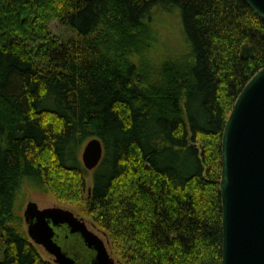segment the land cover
I'll return each instance as SVG.
<instances>
[{"label":"trees","instance_id":"trees-1","mask_svg":"<svg viewBox=\"0 0 264 264\" xmlns=\"http://www.w3.org/2000/svg\"><path fill=\"white\" fill-rule=\"evenodd\" d=\"M263 67L244 0H0V264H52L27 233L26 184L87 192L123 264H221L222 135Z\"/></svg>","mask_w":264,"mask_h":264},{"label":"water","instance_id":"water-1","mask_svg":"<svg viewBox=\"0 0 264 264\" xmlns=\"http://www.w3.org/2000/svg\"><path fill=\"white\" fill-rule=\"evenodd\" d=\"M244 2L264 20V0ZM103 155L101 140L92 138L83 147L82 163L93 171ZM221 163V264H264V67L244 86L230 112L222 135ZM24 218L31 241L51 255L55 264H78L66 247L83 264H118L104 241L70 210L40 208L30 201ZM61 226L81 239L78 249L57 240L56 228ZM88 249L94 252V258Z\"/></svg>","mask_w":264,"mask_h":264},{"label":"rangeland","instance_id":"rangeland-1","mask_svg":"<svg viewBox=\"0 0 264 264\" xmlns=\"http://www.w3.org/2000/svg\"><path fill=\"white\" fill-rule=\"evenodd\" d=\"M169 28L172 27V31L165 29L163 26L159 25V28L156 26L157 30L160 32H162L164 35L163 37H165L167 39V41L170 43H174L176 45V42H173L174 38H175V22L172 19H166ZM51 29L55 34H59L61 33L60 31V26L58 24V22L53 21L51 24ZM83 151V148H82ZM93 171H90V176L86 182V191H88L91 188V176H92ZM82 204H75V203H66V202H62L59 201L58 199H56V197L51 194V193H40V192H35L31 189V187L26 184L20 194V200L18 205L22 206V214H24L26 205L28 204V202L33 201L36 202L40 208H46V207H61L67 210L72 211L77 217L83 219L86 224L88 225V227L94 231L95 233H97L105 242L106 247L109 251V253L113 256V258L115 259V261L118 264H123L122 261L114 254L113 249H112V240L110 239V237L107 235V233L100 228L93 220V218L87 213L86 211V206H85V201L87 199V192H84L83 196H82ZM39 250L43 256V258L49 262H51L52 264L54 263V258L49 255L42 247H39ZM66 252L71 255L74 256L77 261L78 264H83L79 259H78V255L75 254V252L71 251L70 248H65Z\"/></svg>","mask_w":264,"mask_h":264},{"label":"flooded vegetation","instance_id":"flooded-vegetation-1","mask_svg":"<svg viewBox=\"0 0 264 264\" xmlns=\"http://www.w3.org/2000/svg\"><path fill=\"white\" fill-rule=\"evenodd\" d=\"M79 218V217H78ZM81 219V218H80ZM83 220V219H82ZM84 221V220H83ZM85 222V221H84ZM86 223V222H85ZM87 225V224H86ZM88 227V225H87ZM88 229L93 232L94 234H96L99 238H101L97 233H95L94 231H92L89 227ZM56 238L59 242L63 243V242H67L69 244H71L70 246L73 249H78L79 246V242H81V239L76 236V235H70L67 226H61L59 228H56ZM102 239V238H101ZM103 240V239H102ZM104 241V240H103ZM105 243V242H104ZM106 245V244H105ZM107 248V247H106ZM87 250V249H86ZM108 250V249H107ZM88 254H91V257L94 258V252L92 250L88 249ZM109 252V251H108ZM110 254V253H109ZM111 255V254H110ZM111 257H113L111 255Z\"/></svg>","mask_w":264,"mask_h":264}]
</instances>
